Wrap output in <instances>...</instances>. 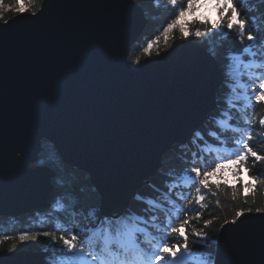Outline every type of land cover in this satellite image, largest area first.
<instances>
[{
  "label": "water",
  "instance_id": "obj_1",
  "mask_svg": "<svg viewBox=\"0 0 264 264\" xmlns=\"http://www.w3.org/2000/svg\"><path fill=\"white\" fill-rule=\"evenodd\" d=\"M41 8L0 22V217L48 205L55 172L36 165L42 142L87 174L105 214L121 213L214 110L222 71L191 41L131 67L146 25L132 0H42ZM214 259L264 264V213L224 224ZM0 264L46 261L19 251Z\"/></svg>",
  "mask_w": 264,
  "mask_h": 264
},
{
  "label": "snow or ice",
  "instance_id": "obj_2",
  "mask_svg": "<svg viewBox=\"0 0 264 264\" xmlns=\"http://www.w3.org/2000/svg\"><path fill=\"white\" fill-rule=\"evenodd\" d=\"M36 2H20L14 9L16 15L30 12L36 16L37 11L42 12V8L32 10ZM239 4L240 0H186V4L166 0L164 10L171 9L174 15L162 35L169 46V39L177 38L178 33L180 40L204 46L213 59L220 58L224 42L234 40L239 45L237 51L224 55L220 67L235 97L246 101L245 126L233 124L231 113L221 110L213 117L215 126L207 135L193 133L191 140L196 147L190 142V150L181 152L182 166H171L162 157L160 169L164 179L156 195H134V201L143 206L139 213L132 209L108 215L96 205L83 208L78 200H70L66 191H58L49 209L58 223L51 230H25L0 236V244L8 240L18 242L8 248L9 253L16 252L18 244L35 245L44 237L51 248L46 264H215L206 251L209 237L204 230L212 219L203 220V228L197 227L208 208L204 201L209 196L217 197L222 189L230 190L235 200L240 188L246 201L264 184V174L257 171V166L264 164V152L255 150L257 144L264 143V131L254 135L255 121L246 114L247 106L264 105V36L250 27L264 20V0H250V7L255 10L250 17ZM9 11L13 9L10 7ZM197 12L199 16L195 15ZM197 24L200 26L193 27ZM155 43L158 41H150L144 51L149 52ZM244 76L247 80L242 79ZM228 108L236 109L238 105L229 102ZM258 124L264 130V116ZM224 172L230 174L232 184L222 179ZM219 203L217 200V206ZM255 211L264 213V208ZM244 215L243 210L237 211L233 220L224 223L236 225Z\"/></svg>",
  "mask_w": 264,
  "mask_h": 264
},
{
  "label": "trees",
  "instance_id": "obj_3",
  "mask_svg": "<svg viewBox=\"0 0 264 264\" xmlns=\"http://www.w3.org/2000/svg\"><path fill=\"white\" fill-rule=\"evenodd\" d=\"M144 13L146 18V25L141 35L138 37L136 42L132 45L130 54L128 57L129 65L133 68L138 67L141 63L148 59L156 58L177 43L183 41L178 38V33L176 34L177 38L169 39L168 45H165V39L162 35L163 28L171 21L173 18V11L171 9L165 11L166 0H132ZM20 2L29 4L30 0H0V13L3 14V19H0V22L8 20L16 15L14 9L19 5ZM42 0H37L35 8L36 10L40 8ZM180 4H186V0H179ZM179 6V4H178ZM239 6L244 12L251 15L255 14L254 8L250 7V0H240ZM12 8L13 11H9V8ZM264 7V5H262ZM204 11V10H201ZM30 13V12H27ZM196 16H199L200 13H195ZM212 15L215 16V13L212 12ZM259 19V18H258ZM200 25H194L193 27H199ZM253 31H259L262 36H264V20H260L257 25H250ZM233 36L235 33L232 34ZM150 41H158L154 46L145 52L144 48L147 47ZM247 43V41H245ZM195 43V42H194ZM199 45L198 43H196ZM200 47L205 48L202 45ZM206 49V48H205ZM239 45L234 40H229L224 42L223 48L220 49L221 56L218 59H215L220 67L223 62V57L228 51H237ZM207 50V49H206ZM159 51V55H157ZM208 51V50H207ZM133 61H139L137 64H133ZM221 69V67H220ZM223 74V73H222ZM242 79L247 80V76L242 77ZM238 92H242V89H237ZM235 103L238 105L236 109H229L228 103ZM246 101L244 99H237L235 94L228 87L225 82V77L223 75V82L218 90L216 97V107L209 114L208 118L202 123L200 128L197 131L208 134L209 130L214 127L213 117L221 112V110L230 112L233 120V124H239V126L244 127L243 118L245 115ZM247 116L255 121L253 126V134L256 132L264 131L259 128L258 120L260 117L264 116V105H257L254 108L247 106ZM229 135H232L229 133ZM193 136V135H192ZM192 138V137H191ZM191 138L184 144L173 146L164 156L166 163L174 166L180 167L183 164V156L181 155L182 151L190 150V142L192 147H196L195 142ZM255 150L258 152H264V143L257 144ZM226 155V153H225ZM38 166L48 167L55 172V177L52 179V190L49 194V203L48 205L41 209L32 211L29 214H24L15 218L0 217V236L4 234L16 235L21 231L30 230V231H43L51 230L57 221V217L49 211L50 205L53 200V196L58 191H66L68 198L75 202L78 200L80 206L87 208L91 205H96L99 207V197L95 189L92 187L89 178L86 173L83 171L73 168L65 164L57 152L53 149L52 145L48 142H42V149L38 155V161L36 163ZM257 171L261 174H264V164L257 166ZM222 179H226L228 184L233 183V179L228 172L221 173ZM245 180L246 177H243ZM163 176L161 175V169H159L156 174L148 179L147 183L144 184L139 193H143L145 196H154L156 195V189H158L163 183ZM215 179L213 183H215ZM215 190V189H213ZM137 192V193H138ZM75 198V199H73ZM217 200H219V205L217 206ZM204 203L208 205V208L203 212V219L197 225V227L203 228V220L212 219L211 225L207 229H204L208 233L209 243L206 251L211 253V257L214 258L216 253V240L221 228V225H224L225 220L231 221L235 218L237 211L243 210L244 212L249 213L247 210L252 209L250 213H257L255 210L257 208H264V184L259 185L254 196H249L245 201L243 195V189H238V195L235 200L232 199V192L228 189H222L217 197L209 196ZM143 206L132 199L125 211H130L134 209L138 213L140 212ZM123 211V212H125ZM213 217H215L213 219ZM65 220L67 218L65 217ZM195 224V221L193 222ZM191 231V228L189 229ZM13 243H18L15 240H8L0 244V256L9 254L7 251ZM50 242L47 241L44 237H41L40 240L35 244H18L17 251H26V252H43L45 255V261L51 255V248L49 247Z\"/></svg>",
  "mask_w": 264,
  "mask_h": 264
},
{
  "label": "rangeland",
  "instance_id": "obj_4",
  "mask_svg": "<svg viewBox=\"0 0 264 264\" xmlns=\"http://www.w3.org/2000/svg\"><path fill=\"white\" fill-rule=\"evenodd\" d=\"M25 13H27V12H25ZM49 203V202H48ZM39 210V209H38ZM32 212V211H31ZM31 212H29V213H31ZM29 213H27V214H29Z\"/></svg>",
  "mask_w": 264,
  "mask_h": 264
},
{
  "label": "bare ground",
  "instance_id": "obj_5",
  "mask_svg": "<svg viewBox=\"0 0 264 264\" xmlns=\"http://www.w3.org/2000/svg\"><path fill=\"white\" fill-rule=\"evenodd\" d=\"M39 210H41V209H39ZM35 211V210H34ZM125 211V210H124ZM27 214V213H26Z\"/></svg>",
  "mask_w": 264,
  "mask_h": 264
}]
</instances>
